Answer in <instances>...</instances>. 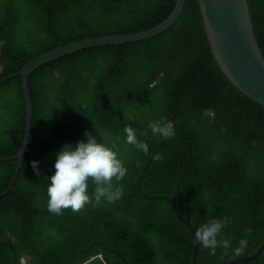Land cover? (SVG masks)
Returning a JSON list of instances; mask_svg holds the SVG:
<instances>
[{
	"label": "trees",
	"instance_id": "trees-1",
	"mask_svg": "<svg viewBox=\"0 0 264 264\" xmlns=\"http://www.w3.org/2000/svg\"><path fill=\"white\" fill-rule=\"evenodd\" d=\"M176 1L0 0V79L64 44L152 28ZM249 5L264 55V0ZM29 86L32 134L11 190L18 160L0 159V264H84L99 255L126 264L116 252L129 264H192L195 238L173 204L144 195L173 198L195 231L210 218L225 222L229 248L212 252L200 244L197 264L251 256L264 244V106L219 68L199 0H186L178 20L158 35L44 63ZM26 116L21 76L0 83L1 155L19 151ZM162 118L175 127L167 140L148 128ZM125 126L148 144L147 153L125 144ZM85 130L98 140L100 131L121 155L127 172L113 183L123 194L55 214L47 209L48 176L61 146L87 139ZM94 188L89 181L88 191ZM239 264H264V250Z\"/></svg>",
	"mask_w": 264,
	"mask_h": 264
},
{
	"label": "water",
	"instance_id": "water-1",
	"mask_svg": "<svg viewBox=\"0 0 264 264\" xmlns=\"http://www.w3.org/2000/svg\"><path fill=\"white\" fill-rule=\"evenodd\" d=\"M186 0H177L173 12L160 24L135 33L117 34L80 39L64 44L36 59L31 60L22 70L12 73L0 79V83L5 80L21 76L24 91L27 116L22 145L19 151L12 156H3L0 159H17L18 168L9 190L14 186L20 169L24 164V156L30 144L33 120L34 104L29 86L31 73L44 63L59 58L65 54L73 53L85 48L103 46L109 44H121L138 41L155 36L170 26H172L183 12ZM200 9L203 16L204 26L210 43L212 54L224 73L225 77L241 93L251 100L264 106V55L258 44L255 35L249 0H199ZM136 185L140 191L139 180ZM145 198L155 200L164 198L170 201L178 215V218L190 229L195 238V230L189 219H184L178 211L176 201L168 196H154ZM195 249L192 264H197L200 243L195 238ZM264 250V244L251 256L245 253L243 257L231 259L217 264H239L257 258ZM119 254L126 264H129L125 257ZM84 264H108L102 255L96 256Z\"/></svg>",
	"mask_w": 264,
	"mask_h": 264
},
{
	"label": "clouds",
	"instance_id": "clouds-1",
	"mask_svg": "<svg viewBox=\"0 0 264 264\" xmlns=\"http://www.w3.org/2000/svg\"><path fill=\"white\" fill-rule=\"evenodd\" d=\"M94 127L97 128L95 125ZM148 128L153 135L165 140L176 134L174 124L163 118L150 121ZM123 131L125 144L133 145L144 153L149 151L148 144L138 139L137 131L133 127L125 126ZM140 134L144 135V132ZM84 135L87 139L77 140L74 146L66 142L56 154L53 164L55 171L48 176L47 185V209L50 212L61 214L63 209L68 208L77 212L89 204L95 207L104 201L112 203L123 194L122 187L113 183V178L115 181H120L127 172L121 155L105 142L100 131L101 140H98L89 130H85ZM154 158L162 159L163 157L157 153ZM38 164V160L31 161V166L37 174H39ZM89 181L95 184L91 192L88 191ZM224 226L223 220L210 218L196 229L195 238L204 248L212 252H215L217 247L228 249L230 241L224 239L222 235ZM243 244L244 241L241 240L239 245L242 247Z\"/></svg>",
	"mask_w": 264,
	"mask_h": 264
}]
</instances>
